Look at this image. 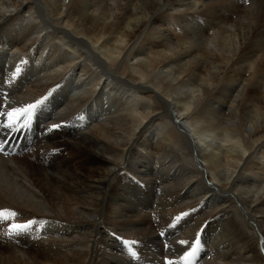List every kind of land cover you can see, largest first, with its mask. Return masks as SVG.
<instances>
[{"label": "bare ground", "instance_id": "6f19581e", "mask_svg": "<svg viewBox=\"0 0 264 264\" xmlns=\"http://www.w3.org/2000/svg\"><path fill=\"white\" fill-rule=\"evenodd\" d=\"M52 89L0 127V264H264V0H0V112Z\"/></svg>", "mask_w": 264, "mask_h": 264}, {"label": "snow or ice", "instance_id": "6c2138e0", "mask_svg": "<svg viewBox=\"0 0 264 264\" xmlns=\"http://www.w3.org/2000/svg\"><path fill=\"white\" fill-rule=\"evenodd\" d=\"M20 69L17 68V71ZM59 88V85L56 86ZM56 89H52L48 95L37 99L34 103L26 104L22 107H13L8 112H0V116L6 117V123L0 124V127H6L7 129L18 132L20 128L17 127L21 124L25 128H28L32 125L34 119L37 117V114L47 105V102L50 100L52 94L55 92ZM63 127L62 124H53L48 129L49 131L58 130L59 128ZM2 147V145H0ZM188 213H183L182 215H187ZM17 213L10 209H0V220H8L12 217H15ZM177 220H180L181 217H176ZM40 223L36 220H29L26 223H13L11 224L10 230L12 233H21L32 229L33 225ZM174 226V225H172ZM160 235H164V233H160ZM126 245L134 243L131 241L124 240L122 241ZM180 245H189V241L187 240H180ZM201 241L199 237L195 239L194 244L190 245V250L185 251L183 256L180 257L181 261L184 264H190V262L196 257L197 253L200 251ZM166 264H174L172 260H167Z\"/></svg>", "mask_w": 264, "mask_h": 264}, {"label": "rangeland", "instance_id": "374dc122", "mask_svg": "<svg viewBox=\"0 0 264 264\" xmlns=\"http://www.w3.org/2000/svg\"><path fill=\"white\" fill-rule=\"evenodd\" d=\"M129 245H126V248H128Z\"/></svg>", "mask_w": 264, "mask_h": 264}]
</instances>
